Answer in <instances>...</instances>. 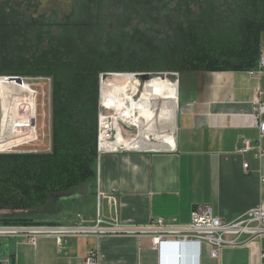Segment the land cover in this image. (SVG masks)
Listing matches in <instances>:
<instances>
[{
	"label": "trees",
	"instance_id": "obj_1",
	"mask_svg": "<svg viewBox=\"0 0 264 264\" xmlns=\"http://www.w3.org/2000/svg\"><path fill=\"white\" fill-rule=\"evenodd\" d=\"M40 8L35 0L0 2V76L52 81L51 149L0 153L4 226L56 224L49 217L61 212L56 196L95 186L102 74L250 71L263 47L264 0H71L64 11Z\"/></svg>",
	"mask_w": 264,
	"mask_h": 264
},
{
	"label": "crops",
	"instance_id": "obj_2",
	"mask_svg": "<svg viewBox=\"0 0 264 264\" xmlns=\"http://www.w3.org/2000/svg\"><path fill=\"white\" fill-rule=\"evenodd\" d=\"M181 76L171 107L177 116L175 134L171 129L167 139L154 135L166 142L172 134V142L155 149L160 147L144 146L139 135V144L129 146L140 150L101 154L95 186L86 183L61 195L91 200L88 215L79 213L69 223L97 226L100 217L108 222L101 227L130 228L163 217L188 224L200 205L231 222L264 206V137L260 140L254 118L258 104H264V75L258 79L249 71H206ZM244 139L252 145L247 153L239 150ZM10 228L23 227L0 224V264H87L92 249L102 264H258L264 253V237L225 246L214 258L207 243L166 242L158 251L149 235L118 231L67 236L61 244L55 235L42 234L34 244L28 232Z\"/></svg>",
	"mask_w": 264,
	"mask_h": 264
},
{
	"label": "built area",
	"instance_id": "obj_3",
	"mask_svg": "<svg viewBox=\"0 0 264 264\" xmlns=\"http://www.w3.org/2000/svg\"><path fill=\"white\" fill-rule=\"evenodd\" d=\"M250 75L260 78L264 75V46L261 49L258 67L249 71ZM164 75L179 73H162ZM47 80L49 84V105H51V86L52 81L49 77H13L0 76V153L17 152H39L36 149H20L23 145H32L37 140L36 131V111L38 108V91L35 88L39 81ZM179 82V79L178 81ZM27 90V91H26ZM45 92L43 91V94ZM43 99L42 103L44 106ZM109 110V109H107ZM254 118L260 128V140L264 137V104L259 103L256 107ZM51 122V114H49ZM118 122V124L116 123ZM119 121L115 115L103 114L100 110L98 121V156L103 153L122 152L126 150H140L141 148L126 147L125 144L118 142V137L128 132L127 125ZM126 124V123H125ZM51 146V123L49 128V148ZM251 141L244 139L241 148L242 153L251 151ZM248 164L244 165L245 170ZM97 226L77 224H47L37 226H18L20 229L10 228L12 232H28L29 240L36 243V239L42 234H52L57 237L59 244L67 236H79L82 234L98 233L106 234L109 232L137 233L149 235L152 239V247L160 250L166 242L184 243L193 241L198 245L207 243L212 247L211 256L218 257L221 249L229 245H238L245 239L244 243L253 239L264 237V206L251 209L242 217L235 221L227 222L214 214L213 209L208 205H200L191 213V221L188 224L169 222L163 217L157 218L145 226L127 227L115 224L112 227H105L108 222L100 217L97 218ZM2 230V229H1ZM262 261L264 264V253ZM87 264H102L97 250L92 249L86 256Z\"/></svg>",
	"mask_w": 264,
	"mask_h": 264
},
{
	"label": "rangeland",
	"instance_id": "obj_4",
	"mask_svg": "<svg viewBox=\"0 0 264 264\" xmlns=\"http://www.w3.org/2000/svg\"><path fill=\"white\" fill-rule=\"evenodd\" d=\"M1 1L2 0H0V2ZM35 1L39 2L40 7H41L40 8L41 12H46V13H50L53 10L64 11V10H66L67 6L71 2V0H35ZM151 76L156 77V78L147 80V79H143L142 76H140V75L136 76L135 74H133V76H131V77L133 79L137 80V82H138L137 87L139 88V91L136 93L135 96H133L132 95L133 91L130 88L127 90L128 94H129L128 96L130 97L132 95L134 97V100H139V102L141 104H143L142 107L145 106V107H151L152 108L157 103H161L164 110H167V111L170 110L171 107L174 106V103H175V98H176L175 85H177V81L179 79V82H178V93H179L180 89H181V78H182V76H180V74H179V76H175L173 74H167V75H164V74L152 75L151 74ZM107 79H108L107 76L101 78L103 90H102V94H100V106H101V111L103 114L114 115L115 113L113 112V109L120 107L121 101H120V99L118 100V98L116 100H113L112 102H108V100H105V98H104L105 85L104 84H106V82H108ZM120 82H121V79H120ZM146 82L148 83L147 88L145 87ZM37 83H38V86H36L35 88L37 89L39 95H38V99H37L38 108L36 111L35 126H36V131L38 133V138H37V140H35L32 143V145H23L20 149H25V150L36 149L39 151H49L51 149V146L49 148V128H50V123H51L49 120V114H51V105H49V98H48L49 84H48L47 80H41ZM162 85H165V87H162ZM155 86L158 87V89L155 88ZM111 89H112V87L109 89V91ZM43 91L45 92L44 94H43ZM170 91L173 94H168V93H171ZM165 92H168V93H166L164 95ZM143 94L146 97L145 99L142 98ZM101 95H102V104H101ZM43 99H45L44 106L42 103ZM103 105L106 107H109V110L104 108ZM110 109H112V110H110ZM126 109H127V105H126V108L124 110H126ZM149 114H150V109H149ZM149 114L148 113L144 114L145 115V117H143L144 129L147 128L146 126H149V117H150ZM131 115L132 114L129 113L128 114L129 117L127 116V119L130 118L129 121H132ZM122 124L124 126L127 125L129 127V128H125L128 130V132L125 134L126 138L131 139L134 136H139V135L143 136L144 135L143 134L144 130L142 131L138 124H129L127 122H123ZM171 129H172V125L168 124V121H165V120L153 121V123L151 124V126L149 128L150 132H153L154 135H157L162 139L168 138V135L171 132ZM144 146H146V145H144ZM155 149H164V148H155ZM84 192L90 193L91 191L85 190ZM59 197H60L59 195L56 196L55 200L56 201L58 200L57 204L59 207L57 208V210H60L61 212L60 213L58 212L56 215L51 214L49 217L52 220L62 222V223H66V225H71V223H69L68 220H72V218H77L79 213L82 215V217L88 215L86 205H88L91 202V200L83 201L82 199L76 200L72 197L71 198H65V197L59 198ZM81 204H82V206H81ZM36 216L39 218H44V216H42L40 213H37Z\"/></svg>",
	"mask_w": 264,
	"mask_h": 264
},
{
	"label": "bare ground",
	"instance_id": "obj_5",
	"mask_svg": "<svg viewBox=\"0 0 264 264\" xmlns=\"http://www.w3.org/2000/svg\"><path fill=\"white\" fill-rule=\"evenodd\" d=\"M114 75L111 74V75L107 76L108 82H106V84H104L105 85L104 98H105V100H108V102H112L113 100H116L117 98H118V100L120 99V101H121L120 107L113 109V112L115 113L114 114L115 117L118 118L119 121L122 120L123 122H127L126 121V119H127L126 115L129 113H132V121H129V123L130 124H138L141 127V130L142 131L144 130V133H143L144 135L141 136V141H142L143 145L158 146L160 148H163L164 146L165 147L168 146L169 143L172 142V139H173L172 134H175L174 130H175L176 114H175L174 108H172L171 111L167 112L164 110L161 103H157L152 108L151 107H145V106L142 107L143 104H141L139 102V100H134V97H133L139 91V88L137 87L138 86L137 80H135L131 77V76H133V74L132 75L131 74H122V75H118V76H114ZM150 78H148V79L146 78V79L150 80ZM120 79H121V82H120ZM147 85H148V83L146 82V86H145L146 88H147ZM111 87H112V89L109 91V89ZM102 88H103V85H102ZM130 88L133 91V93H132L133 96L131 95L129 97L127 90ZM142 98H144V99L146 98L144 94L142 95ZM126 105H127V109L124 110L126 108ZM104 108L109 109V107H106V106H104ZM149 109H150V114H149ZM110 110H112V109H110ZM145 113H148L150 115L149 120H151V122L149 123V126H146L147 127L146 129H144V125H143V117H145V115H144ZM158 120H166V121H168V123L172 124V126H173L170 139L166 142L165 141L163 142L160 138L154 136V133L150 132V130H149L153 121H158ZM116 123L118 124V122H116ZM119 138H120V144H125L126 147H130L129 143L132 144L133 146H136L139 144L138 141H139L140 136H135V137H133L131 139H127V140H125L123 138V136H120Z\"/></svg>",
	"mask_w": 264,
	"mask_h": 264
},
{
	"label": "water",
	"instance_id": "obj_6",
	"mask_svg": "<svg viewBox=\"0 0 264 264\" xmlns=\"http://www.w3.org/2000/svg\"><path fill=\"white\" fill-rule=\"evenodd\" d=\"M111 74H116V73H106V74L101 75V77H100V90H101V78L108 76V75H111ZM119 74H122V73H119ZM136 75L142 76L143 79H146V78L148 79V78L152 77L150 73H136Z\"/></svg>",
	"mask_w": 264,
	"mask_h": 264
}]
</instances>
